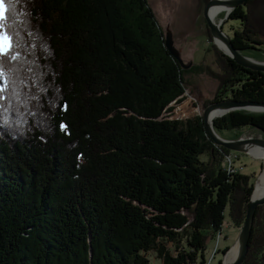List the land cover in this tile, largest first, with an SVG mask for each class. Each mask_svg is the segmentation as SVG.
I'll list each match as a JSON object with an SVG mask.
<instances>
[{"label":"trees","instance_id":"trees-1","mask_svg":"<svg viewBox=\"0 0 264 264\" xmlns=\"http://www.w3.org/2000/svg\"><path fill=\"white\" fill-rule=\"evenodd\" d=\"M248 2L225 21L243 26L232 41L245 55L264 51L247 34ZM3 6L0 264H206L207 237L221 232L234 194L248 206L254 185L221 164L208 168L201 156L220 148L201 117H164L186 87L148 0ZM226 60L231 75L212 102H264V72ZM249 125L264 134V113L214 120L216 131ZM245 213L231 218L242 225ZM261 260L264 206L243 264Z\"/></svg>","mask_w":264,"mask_h":264},{"label":"rangeland","instance_id":"rangeland-1","mask_svg":"<svg viewBox=\"0 0 264 264\" xmlns=\"http://www.w3.org/2000/svg\"><path fill=\"white\" fill-rule=\"evenodd\" d=\"M148 2L153 8L158 20L159 28L164 34L165 47L168 48L166 45V38L168 33H170L173 39V46L180 54L181 61L173 54L172 55L181 64V72L184 76L183 78L186 87L185 93L180 96L178 101L175 100L171 102L163 115L171 120H177L180 122H186L188 119L197 116L203 119L206 106L211 104L217 92L221 90L222 79L231 75L226 60V56H229L226 52L227 47L224 48V43L222 41L223 46L218 43V39L212 34L209 23L205 17V8L210 0H148ZM246 5L250 11L251 20L248 23L249 25L247 28L252 30L247 34L252 36L254 40L259 39L260 42H264V0H249ZM234 9L235 8H232L230 13L228 10L221 12L216 17V20L213 19L214 23H222L221 25H223V27L221 28H223L227 34L231 35V37H233L235 32L245 35L243 26L239 21L225 22L229 19L230 14ZM0 10L1 18L4 12L2 13V7H0ZM2 32L3 30L0 25V37H4ZM4 44L5 46L8 45L6 39L4 40ZM257 46L261 47L263 45L258 44ZM246 56L257 61H264L263 48L261 50L252 49L246 54ZM36 68V72H40L39 64H37ZM16 81L18 82L19 80L16 79ZM37 83L42 87L44 86L42 75H39ZM234 110H242L258 114L264 113L263 107L237 108L233 110L224 109V112L215 118H222L224 115H227ZM33 111L34 109L31 110V113ZM15 116V119L17 120L22 119L18 114H15ZM42 117L44 119L46 118L44 113L42 114ZM3 122L4 124L7 123V121ZM17 122L18 121H16V123ZM240 129L241 131H238ZM217 135L220 138L227 140L261 137V135L257 134L254 129H249L247 127L217 131ZM211 144L217 149L220 148V153H214V149H208L207 152L201 156V158L207 163L208 168H213L215 165L221 164L231 173L249 175L250 182L254 185L251 198H254L253 194L256 188L258 190L264 187V185L258 186L260 178L264 175V159L255 156L257 152L252 154L249 150L250 148L241 151L231 150L223 144H217L213 139ZM254 148H257L256 150L262 149L260 147ZM218 161L220 162L217 163ZM241 196L242 192L234 194L233 197L235 199L232 201V206L234 208L233 211L236 213L241 207L242 209H245L246 213L244 216H241V219L239 220L242 225H240V223H235L232 220L231 215L233 211L228 206L225 211V222L221 232L219 234L210 233L207 237V247L205 250L207 259L206 264H225L229 251L238 244L243 221L246 219L249 207V204L248 206L245 205L246 203L242 204ZM261 206H264V202L258 205V207ZM238 245L240 247V243ZM169 247H171V243L169 244ZM226 248L227 250L223 252ZM174 253L176 254V252ZM154 255V253L149 254L151 259L155 258ZM248 257V261H253L254 259L256 262H259L257 258L251 257V255ZM233 259L229 263H231ZM158 260L159 259H157V261ZM158 264L161 263L158 262ZM259 264H263L262 260Z\"/></svg>","mask_w":264,"mask_h":264},{"label":"water","instance_id":"water-1","mask_svg":"<svg viewBox=\"0 0 264 264\" xmlns=\"http://www.w3.org/2000/svg\"><path fill=\"white\" fill-rule=\"evenodd\" d=\"M247 0H210V2L207 3L205 8V17L209 23V26L211 28V32L214 36H219L223 38V40L228 45V49L226 52L228 55L234 59L237 63L243 65L244 67H248L254 70H258L261 72H264V61H257L255 59H252L244 54H242L239 49H237L232 41L231 35L227 34L223 30L222 23L220 25L215 24L209 14L208 9L211 4H217V3H226L228 6L232 8H236L239 5L244 4ZM166 45L171 51V53L177 57L181 61V57L179 52L174 48L173 46V39L171 37V34L168 33L166 38ZM248 106H258L264 108V102L262 101H252V100H222L218 102H214L206 107L203 120L205 123V129L207 135L213 139L217 144H223L227 148L231 150H245L246 146L252 144V145H258L262 146L264 148V134L262 132V136L259 138H248V139H237V140H227L220 138L217 135V131L214 127V119L211 120V112L214 111V109H222V110H233L237 108H248ZM263 131V130H261ZM264 202V196L258 198H251L249 202V207L246 214V219L243 223V226L241 228L240 237H239V243H240V251L237 257L230 263V264H242L247 256L248 250H249V240L252 233V227L254 222V217L256 210L258 208V205Z\"/></svg>","mask_w":264,"mask_h":264},{"label":"bare ground","instance_id":"bare-ground-1","mask_svg":"<svg viewBox=\"0 0 264 264\" xmlns=\"http://www.w3.org/2000/svg\"><path fill=\"white\" fill-rule=\"evenodd\" d=\"M223 1H224V0H223ZM221 5H223V6H221ZM225 10H228L229 13H230V11H231V8H230L226 3H221V4H220V3H217V4H211V5L209 6V9H208V14H209L211 20L214 22V20H216V17H217L221 12H223V11H225ZM213 19H214V20H213ZM219 23H220V22H219ZM217 25H220V24L217 23ZM214 37H215V36H214ZM216 39H218L217 41H218V43H219L220 45L223 46V43H224V48L227 47V49H228V45H227L226 42L223 40V38H221V37H219V36H216ZM221 41H222L223 43H222ZM248 107H256V106H248ZM257 107H258V106H257ZM258 109H259V108H258ZM223 112H224V110H222V109H216V110H214L213 112H211V120L214 119L215 117H217L218 115H220V114L223 113ZM215 119H216V118H215ZM252 147H253V148H252ZM254 147H260V148L264 149L262 146H258V145H252V144H250V145L246 146L247 149L250 148L249 150L251 151L252 154L255 153V152H257V154H256L255 156L264 159V150H262V149H258V150H256L257 148H254ZM260 185H264V175H263V176L260 178V180H259L258 186H260ZM263 194H264V187L261 188V189H258V190H257V188H256V190H255V192H254V194H253V197H254V198H258V197H261ZM238 244H239V242H238ZM238 244L235 245V246L229 251V253H228V255H227V260H226L225 264H228L233 258L235 259V258L237 257V255L239 254L240 247H239ZM238 247H239V249H238ZM237 250H238V251H237ZM234 259H233V260H234ZM229 264H230V263H229Z\"/></svg>","mask_w":264,"mask_h":264},{"label":"snow or ice","instance_id":"snow-or-ice-1","mask_svg":"<svg viewBox=\"0 0 264 264\" xmlns=\"http://www.w3.org/2000/svg\"><path fill=\"white\" fill-rule=\"evenodd\" d=\"M5 3V0H0V7H2ZM6 39V37H0V52H4L6 54L7 52V48L4 44V40ZM2 90V89H0Z\"/></svg>","mask_w":264,"mask_h":264},{"label":"flooded vegetation","instance_id":"flooded-vegetation-1","mask_svg":"<svg viewBox=\"0 0 264 264\" xmlns=\"http://www.w3.org/2000/svg\"><path fill=\"white\" fill-rule=\"evenodd\" d=\"M215 102H218V101H215ZM212 103H214V102H211V104H212ZM207 106H208V105H207ZM207 106H206V107H207ZM246 127L249 128V129H254V130L256 131V133H257V134H260V135H261L262 132H263V131H261L260 128L254 127V126H252V125H249V126H246ZM238 131H241V130H238ZM261 136H262V135H261Z\"/></svg>","mask_w":264,"mask_h":264}]
</instances>
